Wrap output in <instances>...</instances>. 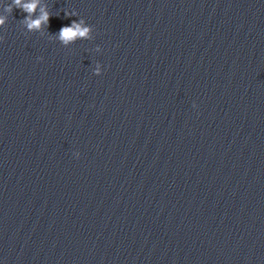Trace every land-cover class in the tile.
I'll list each match as a JSON object with an SVG mask.
<instances>
[{
	"label": "water",
	"instance_id": "water-1",
	"mask_svg": "<svg viewBox=\"0 0 264 264\" xmlns=\"http://www.w3.org/2000/svg\"><path fill=\"white\" fill-rule=\"evenodd\" d=\"M45 5L93 31L0 28V264H264V0Z\"/></svg>",
	"mask_w": 264,
	"mask_h": 264
},
{
	"label": "clouds",
	"instance_id": "clouds-1",
	"mask_svg": "<svg viewBox=\"0 0 264 264\" xmlns=\"http://www.w3.org/2000/svg\"><path fill=\"white\" fill-rule=\"evenodd\" d=\"M40 0H10L9 3L5 4L3 0H0V28H3L9 16H12L14 9H20L23 13H26L24 19L20 20V23L28 32L39 31L43 25L44 30L48 33L49 37H55L62 44L68 45L69 43H74L77 40H88L91 39L90 33L93 31V27L87 25L83 18L79 20H73L70 25L62 26L58 33L50 34L47 31L51 13L48 6L45 5L40 7ZM39 7V12L37 9ZM76 11H65V17L77 16ZM4 41V36L0 35V42ZM97 46V50H99ZM40 60L43 57L38 58ZM95 75H101L97 69ZM193 107H196L195 103ZM76 157H79V153H75Z\"/></svg>",
	"mask_w": 264,
	"mask_h": 264
}]
</instances>
